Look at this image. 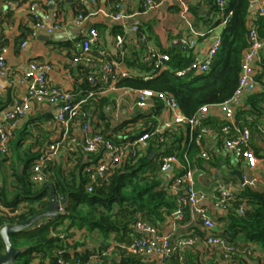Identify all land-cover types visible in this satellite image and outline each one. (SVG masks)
Listing matches in <instances>:
<instances>
[{
	"label": "trees",
	"instance_id": "trees-1",
	"mask_svg": "<svg viewBox=\"0 0 264 264\" xmlns=\"http://www.w3.org/2000/svg\"><path fill=\"white\" fill-rule=\"evenodd\" d=\"M250 3L251 0H227L225 12L231 14L220 36V48L207 72L189 71L178 76L175 71L190 64L192 53L190 50L172 47L166 50L170 55L167 68L154 71L149 79H145L144 74L152 71V66L142 61V56L135 60L123 58L137 72L118 81L116 87L146 88L173 94L181 111L187 116L194 114L201 105L227 100L237 86L242 54L248 44ZM213 5L214 10L219 12L217 6ZM219 21L220 19L215 24ZM255 26L264 41V17H256ZM4 43L6 44V40ZM262 68L264 69V61ZM87 74L86 72L80 84L81 95H85L86 99L87 96H93L83 106L97 114L101 122H105V126L100 129L105 138L114 143H125L145 132L153 131L157 124L156 115L161 107L159 99H155V106L151 111L138 109L139 112L133 119L112 126L104 111L110 100L105 97L95 98V92L102 83L96 79L95 84H90ZM263 74L264 70L255 76L261 89L248 93L244 106H239L234 114L235 123L240 127H248L252 138L256 134L260 135L264 128ZM15 97L11 89L2 91L0 88V114L11 105ZM204 123L212 125L221 138L222 122L208 117ZM129 126L132 128L127 130ZM188 131V126L184 125L176 132L165 130L162 134H153L147 139L145 147L129 150L106 179L94 184L91 191L86 189L90 173L86 168L99 160L86 152L81 144L77 145L75 151L78 153L71 160L70 166L64 168L53 164L51 160L47 161L43 167L47 179L42 183L31 180L32 166L37 155L31 157L16 154V159L13 160L8 153L0 152V228L6 224L20 223L44 210L49 200V188L46 187L48 183L52 184L56 198H62L64 207L63 212L55 218H46L45 223H35L29 228L9 234L12 245L21 250L13 264H59V259H64L66 264H75L76 258L86 259L94 253H104L100 256L101 264H153L144 257L129 252L126 246L141 235L136 230L138 222L154 226L160 232L159 227L166 219L173 218V212L178 207L177 196L169 188V181L165 185L161 179L159 157L176 155L182 169L187 162L191 167H194L196 161L200 164L204 160L200 156L201 146L190 140ZM254 131L256 134H253ZM21 140L17 142L20 143ZM153 151L157 153L152 154ZM260 151L259 147H253L256 156L261 155ZM9 160L10 172H6L3 164ZM242 205L244 211L240 213L238 208ZM226 209V214L219 219L221 224L218 231L213 232L239 249L245 248V252H237L231 261L224 262L219 251L217 263L264 264L251 247L255 244L259 251L264 252V190L259 191L246 184L235 194V199ZM15 210L17 213L12 214ZM178 222L186 227L187 233L170 240L172 245L189 235L204 239L201 225L189 222L187 211L185 217ZM62 233L64 236L60 237ZM92 234L100 238L96 246L93 249H79L87 242L85 236ZM70 238L75 239L73 243L69 242ZM195 246L196 242L190 248L176 247L164 260V264H217L212 261L205 263L203 258L196 256L198 252H194ZM3 250L4 242L0 235V252ZM59 250L62 252L58 253Z\"/></svg>",
	"mask_w": 264,
	"mask_h": 264
},
{
	"label": "crops",
	"instance_id": "crops-1",
	"mask_svg": "<svg viewBox=\"0 0 264 264\" xmlns=\"http://www.w3.org/2000/svg\"><path fill=\"white\" fill-rule=\"evenodd\" d=\"M142 1L56 0L51 7V5L45 3V0H17L16 6L4 4L0 0V37H5L7 45V73L0 77L1 90L11 89L15 96L22 97L26 91V83L22 73L27 69L30 62L34 61L49 65L46 74L52 84L69 90L72 92L73 99L79 98L84 100L82 104H87L93 95L87 96V99L85 95H81L80 84L83 82V76H85L86 72L88 76L94 72L96 61H75L74 58L81 48L83 38L91 28H95L98 32V38L91 44V52L94 56L97 55L100 48H105L111 57L122 55L123 58L127 57L135 60L143 56L144 46L139 43L137 32L131 30L134 24L140 26L150 43L164 50L172 48L170 41L173 38L194 36L196 38V46L190 51L192 54L196 53L199 56L206 52L213 36H221L226 25L220 13L214 10L212 0H182L184 5L187 6L185 11L177 0H155L157 5L147 10L142 8ZM31 2L38 3V11L41 14L47 13L50 16L47 21L48 25L58 22L61 27L54 28L51 32L40 29L35 36L30 37L32 22L28 18L26 8ZM250 4H252V0ZM97 10H106L112 15L119 13L121 17L116 19L112 15L105 16L100 11L94 13ZM79 12L83 13L84 19L77 24L75 20ZM249 12L248 27H251L255 25L256 19L254 8ZM219 19V23L215 24ZM69 29L77 32V36L68 35L65 40H54L52 38V34L55 31L67 33ZM117 34H121L124 38L122 51L115 44V36ZM24 40H27V43L22 45ZM263 61L264 46L260 51V59L255 65V76L263 72ZM126 65L128 66L127 63ZM79 67L82 68L79 69ZM129 68L132 74L137 72L136 69ZM262 80L264 81V74ZM260 89L261 85L257 81L255 91ZM95 93L96 99L105 97L110 100L107 105L113 104L112 109L104 110L108 122L112 126H118L125 120L133 119L139 112L134 103V92L128 88L112 89L101 86ZM246 97L247 94L242 97L240 107L244 106ZM77 101L79 100L77 99ZM262 107L264 108V103ZM91 108L93 109V105ZM55 114V106L52 104L46 102L32 103L26 117L21 120L14 137L9 142L8 155L10 157L16 154L20 156H38L40 150L47 144L59 140L62 132L55 122ZM95 115L96 117L93 116L92 118V129L100 130L105 126V122H101L97 114ZM167 117V112L160 107L158 118L156 119L162 121ZM208 117L219 123L223 121V116L219 110L211 109ZM209 126L211 127V132L205 139L204 147L210 155V159L201 160L200 164H197L196 161L193 164L195 168L193 178L196 189L207 195L202 204L208 209V212L216 222L214 231H218V227L221 224L219 219L226 214L227 209L214 205L217 181H221L232 192L238 193L242 188V181L237 175V171H240L241 175L246 173L249 178L253 179V184L251 185L253 189L264 190V128L261 129L260 135L256 134L255 131L253 132L256 136L251 138L250 148L253 150L254 146L259 147L261 155L256 156L257 164L253 168H249L243 160L238 159L232 152L225 149L217 131L212 125ZM131 128L129 126L126 129L130 130ZM80 133L78 126L70 128L69 135L75 140H72L69 145L60 148L59 152L51 159L53 164L64 168L70 166L71 160L78 153L75 150L77 145H79ZM20 139H22L21 142H17ZM156 153L157 151H153L152 154ZM89 154L99 161L108 159V155L102 147H99L96 152ZM11 160L3 164L6 172H10L9 164ZM181 170V163L177 160L172 171L160 172L163 183L165 185L168 184L169 179L174 174L181 172ZM200 229L205 235L207 234L205 229L202 227ZM159 230L162 234H168L171 240L187 233L185 226L169 217L159 227ZM94 246L96 245L86 242L79 249L83 250L86 247L93 249ZM251 247L255 249V255H258L261 262L264 263V252L259 251L255 244H252ZM219 251V247L206 244L202 238L197 239L194 247V252H198L196 256L203 258L205 263L209 261L217 263ZM144 258L153 264H164V260L161 261L160 255L156 252L146 255Z\"/></svg>",
	"mask_w": 264,
	"mask_h": 264
},
{
	"label": "built area",
	"instance_id": "built-area-1",
	"mask_svg": "<svg viewBox=\"0 0 264 264\" xmlns=\"http://www.w3.org/2000/svg\"><path fill=\"white\" fill-rule=\"evenodd\" d=\"M4 4L16 6L17 0H1ZM56 0H45V3L54 5ZM94 1V0H91ZM183 7L184 11L187 6L182 0H177ZM219 9L224 22L227 21L231 12L226 13L227 0H212ZM254 4V16L264 17V0H252ZM157 5L155 0H143L142 8L144 10L153 8ZM116 6H118L116 4ZM100 11L105 16H111L106 10ZM26 13L29 20L32 22V30L30 37L36 35L40 29H45L51 32L54 28H60L58 22L48 25L47 21L50 16L47 13L41 14L38 11V3L31 2L26 8ZM93 14V13H91ZM112 17L120 18L119 13L113 14ZM84 19L82 12L77 14L75 23L79 24ZM133 32H137L139 43L144 46L142 61L149 63L152 66V71L145 73L144 78L149 79L154 75V71H161L167 68V61L170 59L169 53L154 46L148 40L147 35L141 31L138 24L131 27ZM98 38V32L95 28H91L88 34L81 42V48L75 56V61L92 62L95 60L96 67L94 72L88 76L90 84H95L96 79L102 83L101 86L117 88L116 83L123 78L132 74L131 69L126 65L123 56L111 57L105 48H100L97 55L91 52V44ZM247 47L243 51L240 72L237 86L233 94L225 101L216 104L201 105L197 111L191 116L185 115L179 106L177 99L173 94L166 92H157L151 89H130L134 92L135 106L143 111H151L155 106V99L161 102V109L168 114L167 118L162 121L157 120V124L153 131L145 132L139 135L136 139L125 143H114L104 137L99 129H92V118L96 117L95 113L91 112L83 106L84 100L74 101L73 95L69 90L60 86L52 84L46 74L49 68L48 64L39 62H30L27 69L23 71L22 77L26 83V91L22 97L16 96L11 105L3 110L1 114L3 118L0 119V152L6 154L9 152V142L14 137V133L23 120L32 103H49L55 106V122L58 124L62 135L57 141L47 144L40 151L32 166L31 180L34 183H42L47 179L43 167L46 162L51 160L61 147L69 145L75 138L70 137V128L78 126L80 129L79 144L82 145L86 152H96L99 147H102L108 155L107 160L99 161L94 165L88 166L86 169L89 173L88 184L86 189L91 191L94 184L106 179L108 174L123 160L129 150L135 151L137 148H142L147 145V139L153 134H162L165 130L176 132L180 126L187 125L190 140L198 146H201L200 156L208 160L210 155L205 150L204 141L211 132V127L204 122L208 119L211 109L219 110L223 116V121L220 127L221 139L226 150L232 152L238 159L243 160L247 167L253 168L257 164V157L250 148V140L252 138L251 130L246 127L238 126L234 121V114L236 109L242 103V97L248 93L254 92L257 87L255 79V65L260 59V51L264 46V41L258 33L256 26L249 27L247 34ZM196 38L194 36H181L173 38L170 41L171 47H179L185 50H193L196 46ZM124 38L121 34L115 36V44L119 50L122 51ZM5 38L0 37V77L7 73V45L4 43ZM27 40L22 42L25 45ZM221 44L220 36H213L206 52L199 56L192 54V61L190 64L182 69H178L175 73L178 76H183L189 71L196 73L207 72L213 62L216 52L219 50ZM129 89V88H128ZM91 95V93H90ZM113 104L105 106V110L112 109ZM158 118V114L156 115ZM160 172L172 171L174 164L178 158L176 155L160 156ZM194 167L190 163H186L180 174H174L169 180V188L176 194L178 207L173 212V219L175 222L181 221L185 217V212L189 214V222H198L203 229L207 231L204 241L208 245H216L219 247L222 259L224 262L232 260L237 253L245 252V248L239 249L235 245L229 243L225 238L215 234L213 231L216 227V222L208 209L202 204L206 199V193L196 189L193 178ZM242 184L252 185L253 179L249 178L248 174L241 175ZM235 194L226 187L221 181L216 182L215 186V200L214 205L226 209L235 199ZM57 199V210L59 213L64 211L63 200L61 197ZM238 211L242 213L244 206H239ZM17 213L15 210L12 214ZM46 219L36 222V225L45 223ZM136 230L141 233L140 236L135 237L130 244L126 246L129 252L139 256H146L150 253L156 252L160 255V260H165L176 247L192 246L197 241L196 235H189L181 238L175 245L170 242L168 234H162L154 226L145 222H138ZM64 234H60L63 237ZM75 239L70 238L69 242L73 243ZM110 250V249H109ZM59 250L58 253H61ZM101 255H104L102 253ZM100 254H90L86 259L76 258L75 264H101ZM59 264H66L64 259L58 260Z\"/></svg>",
	"mask_w": 264,
	"mask_h": 264
},
{
	"label": "water",
	"instance_id": "water-1",
	"mask_svg": "<svg viewBox=\"0 0 264 264\" xmlns=\"http://www.w3.org/2000/svg\"><path fill=\"white\" fill-rule=\"evenodd\" d=\"M70 1V0H68ZM52 7V5H51ZM254 8V4H250L249 11H252ZM237 175L240 177L242 181L241 172L237 171ZM46 187L49 188V200L48 205L44 210H41L24 221L17 224H6L0 228V235L4 242V250L0 252V264H13L16 256L20 253V249L16 248L12 245L9 234L21 231L23 229L29 228L33 226L36 222L46 219V218H55L60 213L57 210V199L54 194V188L52 184H46Z\"/></svg>",
	"mask_w": 264,
	"mask_h": 264
},
{
	"label": "rangeland",
	"instance_id": "rangeland-1",
	"mask_svg": "<svg viewBox=\"0 0 264 264\" xmlns=\"http://www.w3.org/2000/svg\"><path fill=\"white\" fill-rule=\"evenodd\" d=\"M9 7V6H8ZM68 35H70V36H77V32H75V31H73V30H71V29H69L68 31H67V33L66 32H62V31H55L53 34H52V38L54 39V40H65V39H67L68 38ZM25 94V93H24ZM3 118V115L2 114H0V119H2ZM13 160H15L16 159V157H15V155L13 156V158H12ZM10 165V164H9ZM83 235V234H82ZM86 237V240H87V243L89 242V243H92L93 245H96L97 244V242L99 241V237H97V235L96 234H92V235H89V236H85ZM84 237V238H85ZM85 240V241H86ZM112 251V250H111Z\"/></svg>",
	"mask_w": 264,
	"mask_h": 264
}]
</instances>
